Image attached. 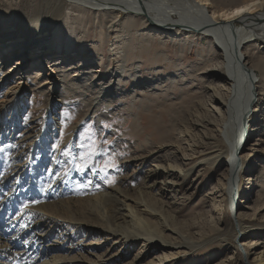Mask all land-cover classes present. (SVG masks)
I'll return each instance as SVG.
<instances>
[{"label":"bare ground","instance_id":"obj_1","mask_svg":"<svg viewBox=\"0 0 264 264\" xmlns=\"http://www.w3.org/2000/svg\"><path fill=\"white\" fill-rule=\"evenodd\" d=\"M122 13L129 16L121 19ZM1 14L0 20L4 24L0 27V146L1 143L3 145L9 142L12 156L18 152V157L21 158L27 152L26 139H33L27 144L30 145L26 156L30 157L28 162L19 159L15 165L8 164L7 160L2 159L3 151L0 149V166L4 167L2 172L0 170V264H113L114 261L122 262L134 247H139V250L125 264H146L145 261L156 250L161 254L147 264H167L170 258L177 259L181 254L201 249L211 244L214 238L218 239L231 232L227 228L219 229L218 223L222 220L214 217L206 220L208 224L204 223L205 226L209 225L207 231L210 232L198 238L181 234L178 229L180 223L176 217L182 201L177 202L175 199L180 191H189L187 179L201 164L207 167L205 170L213 165H216L217 172L225 168L223 174L230 189L229 196H225L223 201L221 195V200L214 201V204L215 209L221 211V203L225 202L229 213L236 215L235 223L232 224V236L239 244L241 264H264V250L250 253L253 249L250 245L254 248L256 245L254 233L264 228V220L254 225L246 223L240 213L237 216V212L243 207L248 208L251 201L248 194L250 189H253L250 183L254 174L251 172L252 168L247 165L256 148L246 153V144L255 126L259 125L261 115L257 116L255 112H264L261 106L264 96V0H31L29 8L21 18L24 29H17L16 25L11 24L10 17ZM83 16L85 19L92 16L97 20L94 27L98 29L100 41L112 32L115 34V44L110 45L109 51L119 52L114 54L116 62L127 61L128 57H121V54L128 55L125 45L132 41H137L138 44L140 41L144 45L149 41H158L161 48L156 49L154 55L159 59L160 55H163L162 46L167 40L177 41L180 44L179 53H182L193 45L191 39L196 37L206 40L207 49L213 56L212 61H215L213 68L217 73H213L211 78L204 82V94L207 96H204V99L208 98V105L202 103L201 112L204 117H197L199 121H182L184 136L188 137L186 148H180L177 143L180 140L174 141V145H171L172 141H168L170 150L162 152L167 145L164 139L170 137V129L164 133L162 142L158 143L162 149L153 148L152 140L147 138L141 141L138 150L129 147V150L134 149L132 153L124 152L119 177L113 188L109 191L99 189L103 192L81 200L72 197L75 194L73 191L69 193L67 190L56 188L60 185L53 183L58 177L57 173H54L53 177L44 173L48 162H52L48 157L53 153L49 147L61 134L64 114L72 111L66 102L72 100L75 93L78 98H83L84 102L88 95L94 96L93 99H87L89 104L92 102V106L89 107V104L85 103V107H88L92 114L101 106L108 108L113 104L111 100L116 98H111V95L122 88L116 83L117 85L109 87L113 91L103 88L95 96L91 87L84 88L80 85L88 78L94 77L92 73L103 63L102 55H89L84 46L75 45L76 41L84 40L83 36L75 35L76 27L85 28L88 25ZM49 20L54 22L50 24ZM57 21L62 23L57 26ZM52 23L56 25L53 26ZM158 23H162L163 25H160L167 29L163 30ZM138 27L143 31L142 27H147V30L139 33ZM123 42H126L125 45ZM150 47L151 44H148L145 49H136L132 45L130 49L141 52L150 50ZM95 49L102 50L97 44ZM130 55L132 60L136 59L135 54ZM178 56L176 58L182 61L183 53ZM11 60L12 65L3 70ZM209 62L210 59L200 62V68L203 66V70H206L210 67ZM173 65L177 71L183 66L180 63ZM45 68L49 70L45 71ZM115 71L125 73L126 78L133 77V73L126 72L127 70ZM187 71L190 80H194L198 70ZM39 76L44 79L40 80ZM115 76L121 77L117 74L112 75L111 79ZM186 76L180 71L171 78L168 77V82H171L169 86H178L180 89ZM75 77L82 78L75 80ZM153 83L151 81L149 84L152 86ZM156 84L159 88L158 84L161 82ZM133 90L136 91V87ZM39 94L48 98L43 104V109L38 110L39 115L36 118L40 120L49 108L51 117L47 119L51 122L47 126L46 119H41L40 121L44 122L38 124L39 130L32 133L29 128H22L21 117L23 111L29 107L35 109ZM215 97L220 103H217ZM130 100L134 101L136 98ZM137 105L132 107L138 109ZM141 108L145 111L147 106L141 105ZM88 112H83L84 117ZM131 112L132 110L128 109V113ZM105 115L103 114L102 118H105ZM178 122L176 121V124H179ZM140 124V121L135 120V128L132 130L137 129L136 126ZM176 124L171 121L170 128L175 133ZM198 126L201 131L196 136L192 131ZM22 130L27 134L24 139L19 136ZM136 133H145V130L142 128ZM223 139L224 147L219 149L218 147L223 146ZM78 142L73 144V154L66 160L68 163L79 160L81 156L77 148ZM193 143L204 144L202 146L207 156L201 159V162L192 161L195 154ZM143 149L147 152H141ZM33 159L39 160L38 167L33 166ZM254 159H257L256 155ZM185 161L192 163L186 165ZM245 167H248L247 172L243 171ZM56 168L55 172L60 170ZM3 173L7 175L4 177ZM240 174L248 177L244 188L240 183ZM220 175L222 176V173ZM93 176L94 173H91L90 177ZM256 178L259 179H255L256 188H261L264 185V175L259 174ZM71 181L77 182L75 178ZM50 182L54 185L51 186ZM37 183L43 186L48 183V196L38 193ZM222 191L219 189L218 193ZM261 195H257L254 204L256 209L264 211V203L259 198ZM28 198H34L36 205L33 204V208L28 204L33 201H26ZM44 227L46 230L41 231ZM59 228L73 232V235L68 241L62 238L57 247L52 246L50 239L53 233L48 234V231ZM83 234L107 238L104 249L102 250L97 242L83 245L87 241L82 237ZM211 235L215 237L209 238ZM249 237L252 240H248ZM108 240H111V244H108ZM98 251L102 254L99 255ZM78 252L85 257H77Z\"/></svg>","mask_w":264,"mask_h":264},{"label":"rangeland","instance_id":"obj_2","mask_svg":"<svg viewBox=\"0 0 264 264\" xmlns=\"http://www.w3.org/2000/svg\"><path fill=\"white\" fill-rule=\"evenodd\" d=\"M30 1L31 0H0V15H2L1 13H3L4 16L10 17L11 24L16 25L15 27L17 29L20 28L24 29L21 18L24 12L27 11V9L29 8ZM225 1L229 2V0H225ZM73 15L76 16L75 13H73ZM121 16H122L121 19H123L124 17H127L129 15L128 14L125 15L124 13H122ZM83 17L85 19V16ZM98 17L101 16L98 15ZM132 17L134 18V16ZM88 18L89 17H87V19ZM87 19H85L88 22L87 27L85 28L84 26L76 27L77 32H75V35L83 36L84 40H82L81 42L76 41L75 45L84 46L85 50L87 51V53H89V55L92 56H94V54L102 55L103 63L99 68L94 70L95 73H92L94 77L88 78L87 81L82 82L80 85L84 86V88L91 87L92 89L91 92L93 93L95 91L93 93L95 96L97 95V92L98 93L101 92L103 88L106 91H113L112 88L109 87L113 86V84L116 83H118V86H121L122 88L121 91L115 92L114 94L111 95V98L115 96L116 99L111 100V98H109L113 104H111L108 108L101 106L99 107V110L96 113H92V114L91 111L88 110V107L85 106L89 104L87 99L88 100L93 99L94 96L88 95V98H84V100H86L87 102L86 101L84 102L82 100L83 98L82 99L78 98L77 93H75L72 100L71 99L70 101L67 100L66 103L71 106L72 111L69 112L70 114L69 113L64 114L65 121L61 129V134L55 141H53V143H51V147H49V149L52 150L53 152L50 154V156H48L49 160H51L52 162H48L49 165L47 166V168L45 167L44 169V173L46 174L49 173L52 177L54 176V173H57L58 177L54 180L53 183H59L60 185L58 186L60 187L57 186L56 188L67 190L69 191V193L70 191H73L75 192V194H73L72 197L74 199H81V200L92 197L99 192L109 191L111 188L115 186V184L117 183V178L119 177L120 168L122 166L121 164H122V157L124 156V152L126 154H130L129 152L132 153V151L134 150V149L129 150V147L138 150L137 148H139L141 141L150 138V141L152 140L153 143L152 144L153 148L162 149L161 146L158 145V143L162 142L164 137L163 135H165L164 133L169 129H170L169 130L170 137H166L164 139L165 140L164 142L167 141L166 142L167 145H165L166 147L165 149L162 150V152L164 153V151H166L167 149L170 150V146L174 145V141H178V140L182 141V142L180 141L177 142L179 143L180 148H184L185 146L187 147L188 137L184 136L185 135V133L183 132L184 128L181 125L183 124L182 121H199L200 120L199 118L204 117L203 112H201L203 109L202 103L204 102V104L208 105V98L204 99L205 97H207L206 94H204L206 92L203 89L204 82L208 78H211L210 76H212L213 73H217V70L213 68L215 61L214 62L212 61L213 56L210 55L211 53L207 49L208 45L206 40L199 38L197 39L196 37L191 39L194 42L193 45L190 48L184 49L183 50L184 52L182 51L184 56L182 61H179L176 58V56L182 55V53H179L180 44H178L177 41L167 40L165 45L162 46L163 55H160L161 57L158 59V56L154 55L155 54L154 52L156 49L161 48V44H159L158 41L156 42L154 40L147 42L146 45H144V43H140V41L139 44L137 41H132L129 42L128 45H125L126 42H123L122 44H124L128 48V51H126L128 52V55H125L126 53H122L121 57H128L127 61L121 63L116 62L114 54L117 55V53L119 52L116 53L109 51L111 46L115 44L116 41L114 37L115 34L112 32V34L110 33L109 36L106 35L100 41L97 31L98 29H95L94 27V25L97 24V20H95L94 17L92 16L90 19L88 20ZM51 22L54 21L49 20L50 24ZM58 23L59 21H57V26ZM61 23L62 22H60L59 24ZM2 24L4 23H2V21L0 20V27L2 26ZM160 24L162 23H158V26L163 27L162 26L163 24L162 25ZM52 25L55 26L56 24L54 25L52 23ZM106 27L107 26H105V28ZM138 28H139L138 30L139 33L145 32L147 30V27H142L144 28V31L141 29V27ZM163 28H164L163 30L167 29L166 27ZM96 44L102 48L101 51H97L95 49ZM148 44H151L150 50L148 51L140 52L138 50L130 49L132 45L136 49L139 47L145 49L147 48ZM130 54L132 55L135 54L136 59L132 60L130 58L131 57ZM163 58L166 60H164ZM208 59H210L209 62L210 67H208L206 70H203V66L200 68V65L202 64L199 65V63ZM13 61L12 60L9 61L5 69L3 67V70L8 69V67L12 65ZM154 62H157V64H153ZM176 63L183 64V66L179 67V69L181 70L177 71L174 68L173 64ZM136 65H138V67H136ZM28 69L30 70V68ZM117 69L127 70L126 72L133 73V77L126 78V76H124L125 73L115 71ZM190 69L198 70L196 71L194 80H190V78L188 77L187 70ZM48 70L49 69L45 68V71ZM180 71H182V74L184 76L187 75L183 83H181L182 84L181 86L183 88L180 87L179 89L178 86H171V85L169 86L171 82L170 81L168 82L167 78L168 77L171 78L172 75L174 76L175 74H177V72ZM204 72L205 74L203 75ZM117 74H119L121 77L117 78V76H115L113 79H111L112 75L114 76ZM256 74L257 76H259L258 72H256ZM202 76L205 77L201 78L202 79L201 80L200 77ZM40 77L41 76H39V78ZM80 78L75 77L74 79L80 80ZM42 79L44 78L41 77L40 80ZM151 81L154 82L153 83L154 85L152 86L151 84H149ZM156 82L159 83L161 82V84H158L159 88H157ZM115 87L116 86H114L113 89H115ZM135 87H136V91L133 90ZM32 88L33 87H31V89ZM140 90H142L141 93H139ZM154 90L156 92H154ZM155 93H157V95H155ZM120 94H123L124 96ZM99 95L101 96V93ZM129 95L132 97H130ZM47 98L48 97L44 94L37 95V102L34 106L35 109L29 107V109L23 111V116L21 117L22 128L24 127L29 128L33 133L39 130L40 125L38 124H40V122H44V121H40L41 119L45 118L46 121L48 122L47 118L51 117L49 108L46 110L45 114L42 115V118L40 120L39 118H36L39 115L37 113L38 110L43 109V104L46 102ZM130 98H136V100L131 101ZM79 99H81L83 102L82 101L80 102ZM215 99H217V103H220V100L217 97H215ZM85 103L87 104L85 105ZM135 104H138L137 105L139 106L138 109L132 107ZM261 104H262L261 105L262 108H264V96L261 100ZM90 105L92 106V102L88 106L90 107ZM141 105L147 106L145 111L144 109L141 108ZM128 109H131L132 112L128 113ZM86 111L89 112L84 117V113ZM103 114H106L105 118H102ZM175 114L177 118H175L176 117ZM255 114L257 116L261 115L258 121L259 125L255 126L253 133L250 135L251 138L246 144L247 151H245L246 153H250L254 148H256V150L253 151L254 153L252 152L253 153V156L251 157L252 160L250 159L247 165L249 168H252L251 172L254 174L253 177H251L253 181L252 183H250L251 185H253V189H250V194H248L250 196L251 201H249L248 208L244 209L243 207V209H240L237 212V216L240 213L241 216L244 218L243 220L246 223L254 224V225L264 220V213H263L264 211H262L261 209H256L254 204V200L257 201V197H258L257 195L259 194L261 195L264 193V185H262L261 188L260 187L256 188L257 183L255 181V179H258L256 178L257 175L259 174L264 175V112L260 114V112L256 111ZM37 119L39 121H37ZM133 119L138 120L141 123L139 126H136L137 129H135L134 131L132 130L135 128L134 126L135 120ZM175 120L179 121L178 122L179 124H176ZM171 121H174V123L176 124L174 126L177 128L176 133L173 132V130L170 128ZM50 122L51 121L48 122L47 126L50 124ZM142 128L145 130V133L137 134L136 133L137 130L139 131ZM200 131L201 128L200 126H198L197 128H195V130L192 131V134H196V136H198ZM172 134L175 135L173 136ZM19 136H21L24 139L27 136L26 131L25 130L20 131ZM174 137L178 139L174 140ZM32 139L31 138L26 139L25 150L27 152L25 153V156L21 158L18 157V152H16L14 156H12V152L10 151L12 147L9 142L5 144L3 143V145L1 143L0 149L3 151L2 159L7 160L8 164L12 163L14 165L19 159L22 162H28L30 160V157L27 158L26 156L28 155V152L30 150V145L27 144H29V141ZM77 141H79L77 144L78 146L77 148H79L81 156L79 160L77 159L75 162L72 161L68 163L67 161L73 154L72 151L73 144ZM168 141L170 142L172 141V144L170 145V142ZM224 144L225 142L223 139V146L218 148L219 149L223 148ZM193 145L195 146L194 147L195 154L193 155L194 157L192 158L193 159L192 161L194 163L201 162V159H204L205 156H207V154L204 151V147L202 146L204 144L193 143ZM172 149H174V146ZM141 152L144 153L147 152V150L143 149ZM254 154L257 157L256 160L255 159L253 160L255 156ZM48 157L46 159H48ZM192 161H185V164L189 165L192 163ZM224 161L225 159L223 158V162ZM32 164L34 167H38L39 160L33 159ZM251 164L253 165L250 166ZM204 166L205 165L201 164L200 167H197L196 170L192 172L190 177L187 179V183L189 184V191H187L186 193L180 191L177 197L178 199L177 198L175 199L177 202L178 200L182 201L180 203L181 207L179 208V213L177 214L176 217L177 222L180 223L178 229L181 234L198 238L200 235H205L210 232V230L209 232L207 231L209 225L205 226L204 223L208 224L209 222H207L206 220H208L209 217L210 218L214 217V219L218 218L222 220L220 224L218 223L219 229L227 228L229 231L231 230V232L225 235H223V232H221L220 236L223 235V237H218V239L214 238L215 235H211L209 236V238H214L211 244L201 249H196L189 253L186 252L185 254H181L177 259L174 257L170 258L169 261H167V264H241L242 255L239 250V244L234 240L232 236L234 234V231H232V224L234 225L235 223L236 215L235 213L234 214L229 213V211L225 207V202L221 203V211H217L215 209V204H214V201L216 202L221 200L220 198L221 195H223L222 200L225 198V196L226 197L229 196L230 189L228 185H226V181H225L226 177L225 174H223L225 168L217 172L216 165H213L212 167L209 166L207 170H205L207 167ZM248 167H245L246 169L244 168L243 171L247 172ZM55 168L56 169L60 168V170L55 172L56 171ZM3 169L4 167L0 166L1 172L3 171ZM91 173H94V176L92 178L90 177ZM221 173L222 176L220 175ZM4 175L7 174L3 173V176ZM96 175L97 177H95ZM244 175L240 174V178H241L240 183L243 186V188L244 186L247 185L246 183H248L246 182V179L248 177L245 178L243 177ZM72 178H75L77 182L71 183ZM53 183L50 182L49 184L54 185ZM221 183L223 184L222 186ZM47 185L43 186V184L37 183V187L39 188V190L37 191L39 194L41 193L40 194L41 196L49 195L50 191H49V187H46ZM130 185L131 187L133 186L132 183ZM217 186H220V188H215ZM99 189H103V191ZM219 189L223 190L221 192L222 194L218 193ZM260 190H262L261 193L259 192ZM91 193H93V195ZM259 198L264 203L263 200L264 194L261 195ZM33 199L34 198H28L26 201H33ZM34 203L35 200L33 202H28V204H30L32 208L34 207V205H36ZM211 225H213V223ZM45 230L46 229L44 227L41 231H45ZM257 231L258 232L254 233L256 234L254 240V242H256V245L255 248L254 246L250 245V248H253L251 249L250 253H254V252L258 253L264 250V228L260 230L258 229ZM50 233H53V235L51 236L52 238L50 239L51 242L50 245L56 247L59 245V241L62 238H65L68 241V239L73 235V232L70 233L68 232V230H63L61 228L55 229L53 231L50 229L48 231V234ZM83 235L82 237H84L85 240H87L83 245L90 244L91 242H97L99 243V246L102 248V250L104 249L107 238H99V237L97 238L94 236L90 237L88 234H85L84 236ZM248 240H252L251 237H249ZM108 244H111V240H108ZM66 247L67 246H65V248ZM138 250L139 247L137 248L134 247L133 251L130 252L131 254L129 253L128 255L129 257L126 256V258H124L123 261L120 263L118 262L116 263L114 261L113 264L128 263L129 258H131ZM98 252L99 255L102 254L101 251ZM158 252H159L158 250H156L155 253L153 252L151 256L145 261V263L147 264V262L149 263L151 260L157 259L158 255L161 254ZM81 254H82L81 252H78L76 253V256L81 257L82 256ZM99 255H97V257ZM82 257H85V255H83ZM252 258L253 256H251V259Z\"/></svg>","mask_w":264,"mask_h":264},{"label":"snow or ice","instance_id":"obj_3","mask_svg":"<svg viewBox=\"0 0 264 264\" xmlns=\"http://www.w3.org/2000/svg\"><path fill=\"white\" fill-rule=\"evenodd\" d=\"M242 11V10H241Z\"/></svg>","mask_w":264,"mask_h":264}]
</instances>
